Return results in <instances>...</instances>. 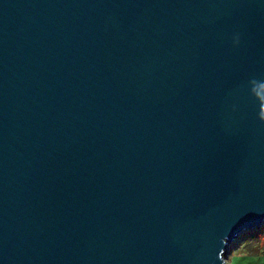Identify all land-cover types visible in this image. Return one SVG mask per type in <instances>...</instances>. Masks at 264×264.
<instances>
[{
	"label": "water",
	"instance_id": "1",
	"mask_svg": "<svg viewBox=\"0 0 264 264\" xmlns=\"http://www.w3.org/2000/svg\"><path fill=\"white\" fill-rule=\"evenodd\" d=\"M264 225V0H0V264H226Z\"/></svg>",
	"mask_w": 264,
	"mask_h": 264
},
{
	"label": "rangeland",
	"instance_id": "2",
	"mask_svg": "<svg viewBox=\"0 0 264 264\" xmlns=\"http://www.w3.org/2000/svg\"><path fill=\"white\" fill-rule=\"evenodd\" d=\"M226 264H264V225L255 234H244L230 246Z\"/></svg>",
	"mask_w": 264,
	"mask_h": 264
},
{
	"label": "trees",
	"instance_id": "3",
	"mask_svg": "<svg viewBox=\"0 0 264 264\" xmlns=\"http://www.w3.org/2000/svg\"><path fill=\"white\" fill-rule=\"evenodd\" d=\"M255 233H256V231H251L248 234L252 235V234H255Z\"/></svg>",
	"mask_w": 264,
	"mask_h": 264
}]
</instances>
